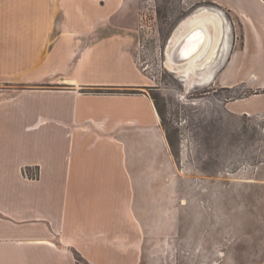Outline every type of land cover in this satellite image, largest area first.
<instances>
[{
	"label": "rangeland",
	"instance_id": "374dc122",
	"mask_svg": "<svg viewBox=\"0 0 264 264\" xmlns=\"http://www.w3.org/2000/svg\"><path fill=\"white\" fill-rule=\"evenodd\" d=\"M131 1L137 3L130 33L136 69L119 67L123 57L117 44L111 37H100L92 46L91 62H84L79 69L74 63L68 72L87 75L89 80L118 81L120 75L126 80L137 79L139 86L90 92L144 94L153 103L158 121L150 106L138 109L133 102L126 103L131 105L130 112L125 107L126 118L137 117L147 123V135L135 123L130 124L131 132L116 134L123 144L125 163L123 170L116 165L115 183H99L105 191L115 185V191H109V201L99 197L94 203L98 198L81 195L84 202L91 201L83 207L102 209L109 204L110 213H93L89 220L76 209L70 212L68 203L66 216L68 220L72 217L68 239L76 264H263L264 182L259 179L264 177V119L240 114L243 107L239 101L260 94V89L253 85L224 87L219 82L220 72L210 85L187 89L165 67L166 44L176 24L198 8L210 7L211 0ZM227 16L233 49L241 46L242 33L238 23ZM215 65L218 68L220 62ZM33 87L64 90L68 86L55 81L1 84L0 90ZM45 124L19 136L20 160L38 159L50 166L49 152H65V144L48 149L45 133L53 124ZM65 163L58 159L53 178L60 179L62 167L69 168ZM23 175L37 179V168L26 167ZM54 183L56 186L43 179L40 190L22 194L27 197L26 206L45 202L53 212L61 210L63 194L69 193L71 198L77 183ZM83 185L87 188L90 183Z\"/></svg>",
	"mask_w": 264,
	"mask_h": 264
},
{
	"label": "crops",
	"instance_id": "0c3cea01",
	"mask_svg": "<svg viewBox=\"0 0 264 264\" xmlns=\"http://www.w3.org/2000/svg\"><path fill=\"white\" fill-rule=\"evenodd\" d=\"M211 1L238 23L242 33L241 46L232 49L220 71V85L257 86L260 94L239 100L243 107L240 114L264 119V0ZM136 7L131 0H0V85L55 81L68 86L64 90H0V264H76L68 239L72 218L66 216L68 203L70 212L76 209L89 220L93 213L111 212L109 204L102 209L83 207L91 201L84 202L81 195L98 198L94 203L99 197L109 201V191H115V185L105 191L99 183H115L116 165L123 170L125 163L123 144L116 134L131 132L130 124L135 123L147 135V123L137 117L126 118L124 112L131 108L126 103L133 102L138 109L150 106L156 122L158 115L144 94L90 92L139 86L137 79L126 80L120 75L118 81L89 80L87 75L74 76L68 69L74 63L79 69L84 62H91L92 46L100 37H111L117 44L123 57L119 67L136 69L130 50ZM114 102L120 103L118 108ZM45 123L53 124L45 133L47 148L59 149L65 144V152H49L51 167L38 159L20 160L19 136ZM58 159L69 165L65 169L61 165L60 179L52 175ZM26 167L37 168V179L23 175ZM43 179L54 186L59 181L77 183L71 198L69 193L63 194L61 210L53 212L45 202L26 206L29 203L22 194L40 190ZM260 181L264 182V177ZM83 183L90 185L86 188Z\"/></svg>",
	"mask_w": 264,
	"mask_h": 264
},
{
	"label": "water",
	"instance_id": "95a60500",
	"mask_svg": "<svg viewBox=\"0 0 264 264\" xmlns=\"http://www.w3.org/2000/svg\"><path fill=\"white\" fill-rule=\"evenodd\" d=\"M213 11H218L220 16L223 18V29L228 45L225 50L221 49L218 58L212 65L215 71L211 81L207 84H194L188 87L184 79L179 77L178 71H184L190 61H192L195 65H199L208 56L213 42V33L215 32V22L210 15ZM231 28V21L227 16V12L224 9H221L220 6L211 4L210 7L202 6L198 8L180 20L172 30L164 53L165 67L172 73L176 74L177 77H179L181 81L186 84L185 86L187 89L210 85L215 80L217 72H220L223 69L230 57L232 46L229 41V33ZM205 33L208 35L207 45L200 51L201 44L205 40ZM176 37H181L177 43L174 42ZM167 52L171 53L170 59L167 57ZM217 60L220 62V66L218 68L215 65Z\"/></svg>",
	"mask_w": 264,
	"mask_h": 264
},
{
	"label": "bare ground",
	"instance_id": "6f19581e",
	"mask_svg": "<svg viewBox=\"0 0 264 264\" xmlns=\"http://www.w3.org/2000/svg\"><path fill=\"white\" fill-rule=\"evenodd\" d=\"M210 15L215 22V32L213 33V42L208 56L201 64L195 65L192 61H190L184 71H178L179 77H182V79H184L188 87L194 84H207L211 81L215 71L212 65L218 58L221 49L225 50L228 45V41L223 29V18L220 16L218 11H213L212 13H210ZM180 38L181 37H176L174 42L177 43ZM207 39L208 35L205 33V40L201 44L200 51L207 45ZM170 55L171 53L167 52V57L169 59Z\"/></svg>",
	"mask_w": 264,
	"mask_h": 264
},
{
	"label": "trees",
	"instance_id": "16d2710c",
	"mask_svg": "<svg viewBox=\"0 0 264 264\" xmlns=\"http://www.w3.org/2000/svg\"><path fill=\"white\" fill-rule=\"evenodd\" d=\"M212 4H214V3H212Z\"/></svg>",
	"mask_w": 264,
	"mask_h": 264
}]
</instances>
